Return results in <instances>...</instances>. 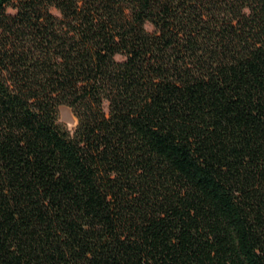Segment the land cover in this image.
Here are the masks:
<instances>
[{
    "label": "trees",
    "instance_id": "16d2710c",
    "mask_svg": "<svg viewBox=\"0 0 264 264\" xmlns=\"http://www.w3.org/2000/svg\"><path fill=\"white\" fill-rule=\"evenodd\" d=\"M0 264H264V0H0Z\"/></svg>",
    "mask_w": 264,
    "mask_h": 264
},
{
    "label": "rangeland",
    "instance_id": "374dc122",
    "mask_svg": "<svg viewBox=\"0 0 264 264\" xmlns=\"http://www.w3.org/2000/svg\"><path fill=\"white\" fill-rule=\"evenodd\" d=\"M146 29L151 30L149 26ZM118 60L121 58L117 57ZM103 109L107 112V103H104ZM57 119L58 123L64 126L67 130L73 131L75 126L77 125V119L72 111V109L66 105H61L57 109Z\"/></svg>",
    "mask_w": 264,
    "mask_h": 264
}]
</instances>
